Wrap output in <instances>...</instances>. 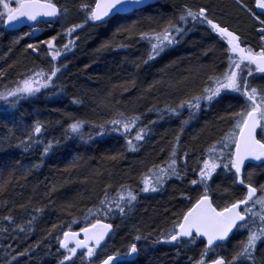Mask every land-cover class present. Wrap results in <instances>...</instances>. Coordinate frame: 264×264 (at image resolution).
<instances>
[{
	"label": "trees",
	"instance_id": "trees-1",
	"mask_svg": "<svg viewBox=\"0 0 264 264\" xmlns=\"http://www.w3.org/2000/svg\"><path fill=\"white\" fill-rule=\"evenodd\" d=\"M193 1L196 0H162L130 14L115 17L107 24L86 25L75 34L79 41L73 52L57 62L58 65H67L56 81L57 85L64 86L65 91L58 93L56 89H49L37 98L23 102L19 111L10 110V116L0 114V183L9 181L7 190L0 192V264H58L62 256L57 252V237L61 238L63 231L68 230L67 224L73 218L80 222L72 225V230L84 226L82 213L98 204L106 185L112 186L109 189L110 196L115 195L121 184L139 191L142 177L148 174V168L153 164L163 165L167 161L170 142H174L180 121L167 116L158 120L157 113H149L147 109L153 105L163 108L165 104L178 103L179 99L199 86L206 73L211 74L213 66L217 71L223 70V45L206 26L196 25L179 45L147 65L140 62L146 56L148 44L135 37L130 40L120 36L115 38V43L129 45L125 49L116 48L114 43L109 49L97 51L105 41L112 39L117 28L136 22L137 30L148 31L156 27L157 22L163 23L178 14L183 5L197 7L211 4L217 19L225 20L233 27L236 25L237 30L244 34L242 38L257 47L254 42H249L254 38L252 21L233 0H197V4L191 3ZM58 2L63 4L65 0ZM79 2L80 0H68V19L57 20L51 25L43 24L44 32L34 38L24 36L29 28L13 31L0 25V71L6 73L4 77H0V91L6 85L12 87L13 81L19 79L22 73L34 68L47 70L50 67L43 46L39 56L27 50L26 46L47 39L70 23L81 22L83 16L75 7ZM22 36L24 38L18 44L14 43ZM63 43L62 38L57 47ZM210 47L214 51L205 56L204 51ZM137 63H140L139 68L136 67ZM154 82L155 86L149 91V85ZM255 83L261 81L257 80ZM125 88L128 90L125 91ZM73 96L80 97L84 101L83 105L72 104ZM3 107V102L0 101V113ZM119 111L126 115L143 114L141 126L157 120L155 125H150V134L140 143L136 152L126 149L121 133L110 132L105 136L94 137L93 141L87 143L79 138L70 139L66 145L46 158L40 168L33 169L32 165L38 162L39 153H25L15 147V139H5L13 120H22L25 125L36 119L51 122L46 134L51 138L59 137L62 132V127L55 125V121L61 120L64 126L69 122L63 113H72L77 118L100 123L116 118ZM186 116L187 111L181 118ZM216 116L215 108L203 110L181 134V170L184 168V151L190 154L187 161L189 173L184 181L173 178L159 192L140 193L135 208L127 219L117 215L114 219L105 221L113 223L114 227L120 225L105 245L107 254H113L117 250L126 251L127 245L135 242L133 237L140 234L147 235L148 239L137 242V246L146 251L141 252L135 264H187L188 256L198 258L202 244L193 246L186 254L182 252L177 258L174 247L153 245L152 241L158 238L161 229L170 226L172 212L188 206L180 197V192L189 188L188 179L195 178L190 169L195 166L197 157L231 127L230 124L218 122ZM5 123L8 128L4 127ZM90 131L91 126L85 127V140ZM16 135L19 136L20 133L17 132ZM130 135L134 136L135 132ZM112 156H117V159H111ZM77 157L79 159H75ZM254 167L255 164H250L246 171H252ZM25 169L31 171L25 174ZM255 171L257 185L264 183V167L255 168ZM221 180L222 175L216 178L213 188ZM53 186L55 191H51ZM21 205H26V209L21 208ZM35 208H43V212L37 215L30 232L14 231L15 226L4 220L5 216L12 215L16 224L24 223L30 219V213L36 215L33 212ZM54 224L57 225L56 229L52 227ZM25 249L30 250L28 254L17 256V253L24 252ZM13 256L17 257L16 260H12ZM103 258L104 255L101 254L92 264H97ZM74 259L75 264H82L79 253ZM83 264H88L87 259L83 260Z\"/></svg>",
	"mask_w": 264,
	"mask_h": 264
},
{
	"label": "snow or ice",
	"instance_id": "snow-or-ice-1",
	"mask_svg": "<svg viewBox=\"0 0 264 264\" xmlns=\"http://www.w3.org/2000/svg\"><path fill=\"white\" fill-rule=\"evenodd\" d=\"M67 2L68 0L63 4L58 0H0V25L13 31L17 30L19 25H24L29 28L24 36L32 37L35 32L42 31L38 27L41 22L51 25L57 20H67L70 14ZM143 4L144 0H80L75 7L83 16L81 22L70 23L47 39L27 44L26 49L37 56L43 46L50 67L47 70L31 69L13 81L12 87L6 85L4 90L0 91V101L4 105L0 114L10 116V110L19 111L23 102L37 98L49 89L63 93L64 86L57 85L56 81L67 65H58L57 62L75 49L79 41L75 34L88 24H107L115 17L139 10ZM235 4L252 21L259 36L258 47L248 44L242 34L234 30L227 21L217 19L211 4H203L195 10L184 5L178 14L163 23L157 22L156 27L148 31L137 30L136 22L121 26L113 33L112 39L105 41L97 50L111 48L117 36L126 40L135 37L148 44L146 56L140 62L147 65L179 45L188 32L196 25H201L206 26L223 45L225 60L222 71H217L213 66L210 69L211 74L206 73L199 86L179 99L178 103L165 104L163 108L153 105L147 109L149 113H157L158 120L167 116L169 119L176 118L180 121L174 142H170L167 161L163 165L153 164L148 168V174L142 177V187L139 191L121 184L115 195L110 196L109 189L112 186L106 185L98 204L82 213L84 226L79 227L78 231H73L72 225H78L80 222L73 218L67 224L68 230L63 231L62 238L57 237V252L62 256L58 264H75L74 258L78 253L82 264L84 259H87L88 264H92L101 254L104 258L99 260V264H135L141 252L146 251L139 248L137 242L147 240L148 236L138 234L133 237L135 242L127 245L126 251L117 250L113 254H107V238L114 234L120 225L114 227L113 223L105 221L114 219L117 215L127 219L133 212L140 193H156L173 178L180 181L187 178V161L190 154L184 151V168L181 170V134L203 110L213 108L217 113V121L230 124L231 127L197 157L195 166L190 169L195 178L188 179L189 188L180 192V197L188 206L171 213L170 226L161 229L152 244L174 247L177 258L182 252L186 254L193 246L202 244L198 258L188 256L187 264H264V183L257 185L255 181V168L264 167V0H253L251 7L245 0H235ZM24 36L18 37L14 43L18 44ZM62 38L64 43L57 47ZM128 46L127 43H115L118 49ZM213 51L214 48L210 47L203 54L208 56ZM140 63L136 64L137 68ZM5 75L6 73L0 71V77ZM257 80L261 83H255ZM155 83L149 85V91ZM132 84L134 87L135 82ZM127 90L125 88V91ZM71 103L83 105L84 101L73 96ZM185 111L187 116L181 118ZM142 115H126L125 112L119 111L116 118L96 123L66 112L63 116L69 122L64 126L61 120L55 121V125L62 127V132L59 137L51 138L46 136L51 122L36 119L25 125L22 120H13L11 128H8L7 123L4 124V127L8 128V136L5 139H15V147L25 153H39L38 162L32 165L33 169L40 168L46 158L66 145L70 139L79 138L87 143L93 141L94 137L105 136L110 132L121 133L126 149L136 152L140 143L150 134V125L157 123V120H152L148 125L141 126ZM87 126H91L92 131L85 140L84 129ZM133 131L135 135L131 136ZM17 132L20 133L19 136L16 135ZM111 159L115 160L117 156H112ZM253 162L258 163L252 171H246ZM30 171L31 169H25V174ZM221 175V182L213 188L216 178ZM8 183L7 180L0 183V192L7 190ZM55 190L53 186L51 191ZM20 207L26 209V205ZM33 212L36 215L30 213V219L21 224H16L12 215L5 216L4 220L15 226L14 231L27 233L32 230V225L37 215L43 212V208H35ZM52 227L56 229L57 225ZM29 251L25 249L24 252L17 253V256H24ZM16 258L13 256L12 260Z\"/></svg>",
	"mask_w": 264,
	"mask_h": 264
},
{
	"label": "water",
	"instance_id": "water-1",
	"mask_svg": "<svg viewBox=\"0 0 264 264\" xmlns=\"http://www.w3.org/2000/svg\"><path fill=\"white\" fill-rule=\"evenodd\" d=\"M157 1H162V0H144V4H143V6H141L139 9H141V8H143V7H145V6H147L148 4L155 3V2H157ZM131 13H132V12H131ZM128 14H130V13H128ZM126 15H127V14H126ZM55 22H56V21H55ZM53 23H54V22H53ZM41 24H43V22H41V23L38 25V27H39L42 31L35 32L34 35H33L32 37H30V38L37 37V36L41 35V34L44 32V28L41 27ZM22 27H26V26H24V25H19L17 29H20V28H22ZM257 163H258V162H253L252 164H257ZM107 223H108V222H107ZM78 230H79V229H78ZM78 230H73V231H78ZM110 236H111V235H110ZM61 238H62V237H61ZM81 238H82V236H81ZM109 238H110V237L107 238V241H108ZM97 264H99V262H98Z\"/></svg>",
	"mask_w": 264,
	"mask_h": 264
},
{
	"label": "flooded vegetation",
	"instance_id": "flooded-vegetation-1",
	"mask_svg": "<svg viewBox=\"0 0 264 264\" xmlns=\"http://www.w3.org/2000/svg\"><path fill=\"white\" fill-rule=\"evenodd\" d=\"M233 2L235 3V0H233ZM246 3L249 4V6L251 7L252 4H253V0H245ZM200 6V5H198ZM197 6V7H198ZM43 24H41V27H42ZM23 28V27H22ZM27 28V27H26ZM21 29V28H20ZM254 29V28H253ZM249 42H254L255 43V46H259V36L257 35L256 31L254 30V38L252 40H250Z\"/></svg>",
	"mask_w": 264,
	"mask_h": 264
},
{
	"label": "rangeland",
	"instance_id": "rangeland-1",
	"mask_svg": "<svg viewBox=\"0 0 264 264\" xmlns=\"http://www.w3.org/2000/svg\"><path fill=\"white\" fill-rule=\"evenodd\" d=\"M191 3H194V4H197L198 3V1L196 0V1H193V2H191ZM184 6V5H183ZM190 7H192L193 8V10H195L197 7H194V6H191V4H190ZM234 30H237V26L235 25V27H233V26H231ZM239 33H241L242 35H244L243 34V32L242 31H239V30H237Z\"/></svg>",
	"mask_w": 264,
	"mask_h": 264
},
{
	"label": "bare ground",
	"instance_id": "bare-ground-1",
	"mask_svg": "<svg viewBox=\"0 0 264 264\" xmlns=\"http://www.w3.org/2000/svg\"><path fill=\"white\" fill-rule=\"evenodd\" d=\"M189 6V5H188Z\"/></svg>",
	"mask_w": 264,
	"mask_h": 264
}]
</instances>
